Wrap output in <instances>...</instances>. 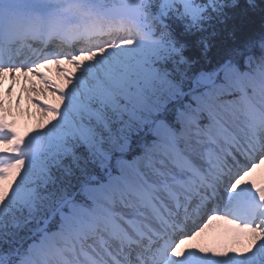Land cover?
Wrapping results in <instances>:
<instances>
[{"label":"snow or ice","instance_id":"6c2138e0","mask_svg":"<svg viewBox=\"0 0 264 264\" xmlns=\"http://www.w3.org/2000/svg\"><path fill=\"white\" fill-rule=\"evenodd\" d=\"M262 161L264 0H0V264H264Z\"/></svg>","mask_w":264,"mask_h":264},{"label":"bare ground","instance_id":"6f19581e","mask_svg":"<svg viewBox=\"0 0 264 264\" xmlns=\"http://www.w3.org/2000/svg\"><path fill=\"white\" fill-rule=\"evenodd\" d=\"M62 68H68L71 70V66L69 65H61ZM45 75L52 81L53 84L63 86L65 83L64 79L62 78V75L56 71L55 65H48L46 66ZM17 81L13 87L12 94H11V111L7 113L8 118H11L13 116L17 117L19 120H24L22 123L21 121L16 123L17 130L21 129L23 126H27L29 129L34 128L37 120L39 118V113L37 112V108L35 104H30L27 99L25 98V92L24 89L28 87V81H31V83L37 88V94L34 95V99L36 101H39L43 104H55V98L52 96V94L48 91H45L43 95L38 94L39 90L44 88V85L41 84L39 79L36 76H29L27 80L20 74H17ZM21 77V81H19V78ZM11 81L9 79H5V86H7ZM17 95L20 96V103L19 107H17L15 100ZM27 109V111H25ZM264 164V161L261 162ZM254 178L257 180V182H260L261 180H264V168L258 169L256 173L254 174ZM251 179V178H250ZM225 227L224 225H220L219 221H210L208 224L204 225L201 229V232L198 234V237L195 241H192L191 247L193 245H207L211 244L213 241L220 238L222 229ZM248 243L247 239L240 241L237 243L238 247L246 246Z\"/></svg>","mask_w":264,"mask_h":264},{"label":"rangeland","instance_id":"374dc122","mask_svg":"<svg viewBox=\"0 0 264 264\" xmlns=\"http://www.w3.org/2000/svg\"><path fill=\"white\" fill-rule=\"evenodd\" d=\"M11 120L12 121H14L15 122V124L17 123V122H19V120L17 119V117H15V116H13V117H11ZM22 122V121H21ZM36 126V125H35ZM31 129V128H30ZM29 128H27V126H23L20 130H21V133L23 134L26 130H30ZM242 240H245V239H242ZM242 240H240V241H242ZM240 241H238V243L240 242ZM189 245V244H188ZM190 246V245H189ZM186 248H190V247H186Z\"/></svg>","mask_w":264,"mask_h":264}]
</instances>
